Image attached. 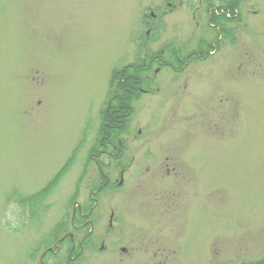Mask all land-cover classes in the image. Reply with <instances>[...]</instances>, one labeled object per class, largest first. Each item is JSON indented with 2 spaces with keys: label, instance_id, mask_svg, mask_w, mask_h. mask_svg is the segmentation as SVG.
I'll return each instance as SVG.
<instances>
[{
  "label": "rangeland",
  "instance_id": "rangeland-1",
  "mask_svg": "<svg viewBox=\"0 0 264 264\" xmlns=\"http://www.w3.org/2000/svg\"><path fill=\"white\" fill-rule=\"evenodd\" d=\"M256 262L264 0H0V264Z\"/></svg>",
  "mask_w": 264,
  "mask_h": 264
},
{
  "label": "trees",
  "instance_id": "trees-1",
  "mask_svg": "<svg viewBox=\"0 0 264 264\" xmlns=\"http://www.w3.org/2000/svg\"><path fill=\"white\" fill-rule=\"evenodd\" d=\"M120 87H121V86H120ZM118 92H119V93H118V94H119V95H118V98L121 99V102H120V103H122V104H121V105H122L121 107H122V109H124L123 104L126 103V102H128V101H127V99H125L124 94H123V93L121 94V92H123V90H122V91H118ZM124 93H126V92H124ZM127 97H128V96H127ZM256 263H257V262H256ZM256 263H253V264H256ZM257 264H258V263H257Z\"/></svg>",
  "mask_w": 264,
  "mask_h": 264
}]
</instances>
